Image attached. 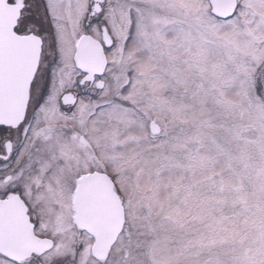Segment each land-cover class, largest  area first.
Listing matches in <instances>:
<instances>
[{
	"label": "snow or ice",
	"instance_id": "snow-or-ice-1",
	"mask_svg": "<svg viewBox=\"0 0 264 264\" xmlns=\"http://www.w3.org/2000/svg\"><path fill=\"white\" fill-rule=\"evenodd\" d=\"M0 264H264V0H0Z\"/></svg>",
	"mask_w": 264,
	"mask_h": 264
}]
</instances>
